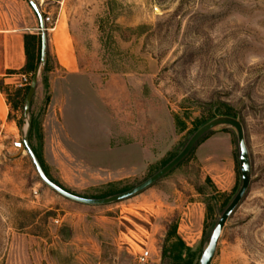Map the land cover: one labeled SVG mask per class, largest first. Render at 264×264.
Listing matches in <instances>:
<instances>
[{
  "label": "rangeland",
  "instance_id": "1",
  "mask_svg": "<svg viewBox=\"0 0 264 264\" xmlns=\"http://www.w3.org/2000/svg\"><path fill=\"white\" fill-rule=\"evenodd\" d=\"M32 1L48 27L69 31L80 73L67 76L47 38L25 118L39 21L28 0H0L6 26L37 34L30 84L0 81V264H139L145 250L144 264H199L241 186L233 128L215 127L151 187L103 206L54 192L20 146L30 122L48 178L101 199L151 177L220 118L243 127L250 184L211 264H264V0Z\"/></svg>",
  "mask_w": 264,
  "mask_h": 264
},
{
  "label": "water",
  "instance_id": "2",
  "mask_svg": "<svg viewBox=\"0 0 264 264\" xmlns=\"http://www.w3.org/2000/svg\"><path fill=\"white\" fill-rule=\"evenodd\" d=\"M28 1L39 21L41 46H40V60H39L40 64L36 68L33 74L31 84L28 88L26 98H25L24 117L27 119H28V115L30 111L31 100L37 88L40 69L46 63V54H47V34H46V27L43 21V16L40 12L38 5L32 0H28ZM222 125L233 128L237 135L241 186L239 190L237 191L236 195L234 196V198L231 200V202L228 204V206L225 208V210L219 217L210 235L208 244L206 248L202 251L199 264H211L213 257L215 255L216 249H217L218 241L222 233V230L226 222L230 218V216L233 214V212L237 209V207L240 205V203L246 196L248 189H249V184H250L248 149H247L246 142H245L244 130L239 121L232 119V118H220V119L213 120L203 125L191 136V138L188 140V142L186 143L184 148L179 152V154H177L169 163H167L164 167H162L159 171H157L151 177L147 178L146 180H144L137 186L125 192L118 193L116 195H113L107 198H101V199H90V198H85V197L72 194L48 178L38 158L36 157L35 153L33 152L32 148L29 146L28 141H27V137L29 135V129L31 126L30 122H26L23 144L20 146V150L21 152L25 151L29 155L40 180L46 186L52 189L54 192L64 197L65 199L78 203V204H82L86 206H103V205H109V204L117 203L123 200H127L129 198H132L140 194L141 192L145 191L149 187H151L153 184H155L157 181H159L161 178H163L169 172H171L175 167H177L188 156V154L192 151L195 145L207 133L212 131L215 127L222 126Z\"/></svg>",
  "mask_w": 264,
  "mask_h": 264
},
{
  "label": "crops",
  "instance_id": "3",
  "mask_svg": "<svg viewBox=\"0 0 264 264\" xmlns=\"http://www.w3.org/2000/svg\"><path fill=\"white\" fill-rule=\"evenodd\" d=\"M1 13V10H0ZM48 34V51L67 76H75L80 66L69 31L64 25L56 26ZM35 36L33 25L8 27L0 20V81L3 85H15L21 81L27 63L26 38ZM0 106L1 103H0ZM4 112L0 110V117Z\"/></svg>",
  "mask_w": 264,
  "mask_h": 264
},
{
  "label": "built area",
  "instance_id": "4",
  "mask_svg": "<svg viewBox=\"0 0 264 264\" xmlns=\"http://www.w3.org/2000/svg\"><path fill=\"white\" fill-rule=\"evenodd\" d=\"M43 21L46 27V31H51L54 29V28L48 27L49 24L50 25L52 24L49 17H43ZM29 84H30V77H28L27 75H23L21 77V81L17 84V87L22 88V87L28 86ZM148 258H149V251L145 250L138 255L137 262L139 264H144L147 262Z\"/></svg>",
  "mask_w": 264,
  "mask_h": 264
},
{
  "label": "trees",
  "instance_id": "5",
  "mask_svg": "<svg viewBox=\"0 0 264 264\" xmlns=\"http://www.w3.org/2000/svg\"><path fill=\"white\" fill-rule=\"evenodd\" d=\"M35 36H27L26 38V53H27V63L26 67L24 69L25 72H34L35 65L33 64V55L31 54V46L30 42H33L35 40ZM40 46H41V40H40ZM39 60H40V53H39ZM224 115L230 116V113H224Z\"/></svg>",
  "mask_w": 264,
  "mask_h": 264
}]
</instances>
